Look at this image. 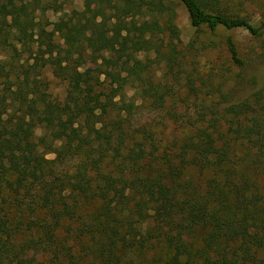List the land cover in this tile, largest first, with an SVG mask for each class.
I'll list each match as a JSON object with an SVG mask.
<instances>
[{
    "label": "trees",
    "instance_id": "obj_1",
    "mask_svg": "<svg viewBox=\"0 0 264 264\" xmlns=\"http://www.w3.org/2000/svg\"><path fill=\"white\" fill-rule=\"evenodd\" d=\"M178 2L197 30L264 39L220 0ZM49 7L0 0V264H264V45L246 62L226 38L243 70L215 95L186 70L176 3Z\"/></svg>",
    "mask_w": 264,
    "mask_h": 264
},
{
    "label": "rangeland",
    "instance_id": "obj_2",
    "mask_svg": "<svg viewBox=\"0 0 264 264\" xmlns=\"http://www.w3.org/2000/svg\"><path fill=\"white\" fill-rule=\"evenodd\" d=\"M41 1L50 5V7L45 12L38 10L37 15L39 18L48 21H57L61 16L69 14L74 10H82L84 7V0ZM166 1L176 3V24L180 29L181 40L179 49L185 55L186 70L188 73L194 74L192 77L196 78V86H202L203 83H206V85H203L204 92L206 93L213 91L215 95L217 94L216 91L221 82L220 73L229 74V70L232 68L236 72H242L243 70L233 65V60L226 44V38L229 35L235 39L239 55L246 62H249L253 51L260 50L264 45V39L253 38L243 28L233 30L220 29L217 33L211 32L208 28L197 30L191 25L186 8L178 0ZM219 5L223 11L229 14L248 17L254 23H260L264 20V0H220ZM51 28L52 26L49 27V29ZM60 40L59 37H56V41ZM150 57L152 56L150 55ZM228 66H232V68ZM154 68L160 76L162 70L156 65ZM261 68V64L253 59L245 68L244 73L252 76L257 71L259 74ZM47 74L51 93L60 99L64 98L67 84L53 77L50 71ZM188 89L186 80H183V85H181L182 91H180L181 97L188 99L193 97ZM207 100L209 101V99ZM190 103H192L191 107H194V100ZM162 117H164L162 114L148 108L146 103L142 104L136 116L141 122L152 121L156 123L162 122ZM50 157H53V155Z\"/></svg>",
    "mask_w": 264,
    "mask_h": 264
}]
</instances>
